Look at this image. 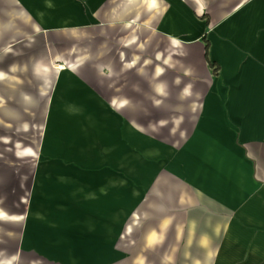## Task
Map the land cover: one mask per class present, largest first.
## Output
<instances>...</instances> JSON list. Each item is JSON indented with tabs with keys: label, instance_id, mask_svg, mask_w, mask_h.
<instances>
[{
	"label": "crops",
	"instance_id": "crops-1",
	"mask_svg": "<svg viewBox=\"0 0 264 264\" xmlns=\"http://www.w3.org/2000/svg\"><path fill=\"white\" fill-rule=\"evenodd\" d=\"M6 1L0 0V124L21 133L5 148L30 163L31 182L16 250H0V264H127L116 241L137 225L125 224L131 211L114 198L117 184L132 195L131 177L112 180V165L125 164L132 149L162 160V149H200L205 157L222 149L225 136L233 139V177L224 175L220 158L211 167L201 157L192 166L199 176L188 179L193 193L154 194L155 227L144 232V243L152 234L158 248L170 239V264H264V0ZM67 41H75L74 50ZM149 62L150 75L169 72L173 79L149 82L153 104L175 101L183 111L154 127L142 107L148 88L132 82L134 74L147 80ZM173 90L176 99L164 101ZM163 121L172 122L171 135L188 133L190 122L191 133L181 145L164 141L157 135ZM150 175L157 184L156 171ZM141 176L140 201L147 196ZM46 179L62 195L83 194L86 203L64 196L57 211L39 210ZM97 202L100 210L89 213L88 203ZM76 211L84 214L85 231L69 230Z\"/></svg>",
	"mask_w": 264,
	"mask_h": 264
},
{
	"label": "rangeland",
	"instance_id": "rangeland-1",
	"mask_svg": "<svg viewBox=\"0 0 264 264\" xmlns=\"http://www.w3.org/2000/svg\"><path fill=\"white\" fill-rule=\"evenodd\" d=\"M4 6H9V3H6V0H2ZM9 2V1H8ZM11 12V9L8 11ZM69 33H72L69 32ZM72 37V38H71ZM68 38L73 39V36H68ZM65 42V41H64ZM68 49L74 50L75 48V41H67L64 43V47ZM6 55V54H4ZM5 60L10 61L12 57L6 55L4 56ZM151 63V62H149ZM152 65L148 64L147 67V80H145L143 76H139L138 74L132 75V82H143L145 86H147L146 95L147 98H143L144 102H146V105L142 106L144 107V112L146 113V118L148 119L147 125L150 127H154L156 120L160 118H167L168 116H171L170 114H179L182 113V107L179 105L174 104L175 101L171 102V99H176V90H173V97L169 98L168 100L173 104L171 105H163V106H155L153 97V92L151 91L149 82H153L157 80L162 81H171V73L166 72L163 74L162 78L160 79L158 76L150 75L152 70ZM213 71L215 74H218L219 68L216 65L212 66ZM141 70L144 72L145 69L141 68ZM159 78V79H158ZM142 92V91H141ZM44 96L42 95V98ZM3 103L4 100H3ZM167 103V102H163ZM176 108L177 111H167L166 109ZM41 108L40 106H36V109ZM143 109V108H142ZM177 116V115H176ZM161 123V122H160ZM39 123H34L35 130L33 131L34 137L37 138V127ZM158 124V123H157ZM172 124V122H166L163 121V129L159 130L157 132V135L162 138V140L176 144L181 145L183 140L186 138V136L191 133V126L192 124L188 123V133L184 130H179L175 132V134H170L169 127ZM187 123L185 124V126ZM181 133H183V136L181 137ZM14 134L16 137L20 135L21 133L16 131L14 132V126L11 125L10 122L0 124V138H2V141H0V210H3L7 217H0V236L2 237L0 239V250H2L4 255H8L10 252H15L17 243L20 239V231L23 223L22 215L24 214L25 207H26V198L28 197V192L30 189V182H31V165L21 163V161H18L15 156V149H6L5 147H10L14 143ZM149 134L154 135L155 132L150 131ZM223 134H225L223 132ZM222 144V149H210V152L208 154H205V157L203 154L200 153V149H162L163 150V160L162 159H156L152 156H141L139 149H132L131 156L128 160H125V164H114L112 165L113 170L116 171V175H111L112 180L114 178H122V175L128 174L131 177L130 185H131V192L132 195L126 196V189H124V186H120L117 184V194H120L119 196H116L114 199H116L117 202L120 204H123L126 208L128 207V211H131V214H126L127 219L125 224H134L136 228L133 229L132 234L129 236L127 235V238L124 240H121L118 242L116 241V248L122 250V247L125 248V262L127 264H170V254H171V242L170 239L167 243L163 242L160 244L159 248L156 246L154 234H152L148 240L144 243V232H148V230H152L155 227V211H154V194L156 196V193L159 195L161 193H170V194H179L183 195L182 199H184V195H190V193H193L194 191L193 186H191V182L188 180L190 177H198L199 176V169L195 170L192 168L193 165L197 164V161L201 159V157H204V161L210 160V166L213 167L214 161H218L219 158L221 161H223L221 167L223 168L224 175L226 177H233L234 175V169H233V163H234V149H233V139L229 137H222L219 139ZM176 150H178L180 153L176 156ZM14 151V154H13ZM167 151V152H166ZM199 154V158H198ZM101 158V157H100ZM173 160L170 162V160ZM177 160L179 163H176ZM14 161V167L11 166V162ZM18 163H15L17 162ZM155 161L159 164L157 165ZM99 167L104 165L102 164L103 161L99 159ZM172 163V165H168L166 163ZM206 162V164H207ZM117 165L120 167V169H117ZM16 166H18V169L16 170ZM14 168V178L13 177V170ZM194 170V171H193ZM156 171V176L159 178V182L155 184L154 180L151 177L153 175H150L152 172ZM139 173L142 174L141 178H145V183L147 185V199L145 200H139V187H138V180H139ZM93 175V174H92ZM120 176V177H119ZM212 176V174H211ZM179 179V181H173L172 179ZM162 179H164L162 181ZM46 189L47 192H44L42 194V199L39 202H36V208H38L41 211L47 210L49 212L58 209L59 203L57 204V199H62L61 197H66L69 199V202L72 204H79V207H82L86 202H83L81 193L77 194H69L68 197L67 194L62 195L63 190H60V187L55 188V185L51 183V180H47ZM123 180H121L122 182ZM89 184V188H90ZM126 187V186H125ZM57 190V191H55ZM69 190V189H68ZM55 191L54 193H52ZM124 192V193H122ZM50 194V195H48ZM164 200V199H163ZM163 200H161V203L163 204ZM177 199H175L176 201ZM116 202V203H117ZM177 203V202H176ZM156 204V203H155ZM89 206V213H91L92 209H98L100 210L99 202L97 203H88ZM99 206V207H98ZM51 210V211H50ZM80 210V209H77ZM107 209L103 210L102 215H104V219L108 222L105 223V226L108 227V223L110 222V216L106 211ZM77 215L69 216L68 221L73 220L74 222L71 224L73 227H69L70 231L73 232H81L85 231V228H83L82 225V218L81 214L83 212L76 211ZM11 215H14V220H11ZM141 216V217H140ZM10 217V218H9ZM19 218V219H18ZM85 224L92 225L91 218H87V223ZM67 227V230H68ZM140 227V228H139ZM68 230V231H69ZM145 232V233H146ZM114 233H117L115 231ZM118 239V238H117ZM176 245V243H175ZM163 256V259L161 260ZM34 258V257H30ZM135 259V261H134ZM163 261V262H162ZM114 263H118L115 261ZM109 264H113L112 262H109ZM122 264V263H120Z\"/></svg>",
	"mask_w": 264,
	"mask_h": 264
},
{
	"label": "bare ground",
	"instance_id": "bare-ground-1",
	"mask_svg": "<svg viewBox=\"0 0 264 264\" xmlns=\"http://www.w3.org/2000/svg\"><path fill=\"white\" fill-rule=\"evenodd\" d=\"M61 67L63 66L61 65ZM66 107L71 111L77 108L75 105H70L69 103H67ZM5 216H6L5 212L3 210H0V217H5Z\"/></svg>",
	"mask_w": 264,
	"mask_h": 264
},
{
	"label": "trees",
	"instance_id": "trees-1",
	"mask_svg": "<svg viewBox=\"0 0 264 264\" xmlns=\"http://www.w3.org/2000/svg\"><path fill=\"white\" fill-rule=\"evenodd\" d=\"M206 57L208 58V47L206 49Z\"/></svg>",
	"mask_w": 264,
	"mask_h": 264
}]
</instances>
